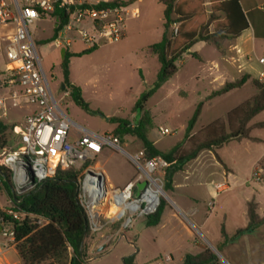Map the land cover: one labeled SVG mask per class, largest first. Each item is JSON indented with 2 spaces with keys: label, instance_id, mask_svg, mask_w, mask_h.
<instances>
[{
  "label": "rangeland",
  "instance_id": "374dc122",
  "mask_svg": "<svg viewBox=\"0 0 264 264\" xmlns=\"http://www.w3.org/2000/svg\"><path fill=\"white\" fill-rule=\"evenodd\" d=\"M204 1L205 7H208V0ZM131 7L137 11L138 17L126 22L125 40L115 44L100 45L89 54L69 58L68 80L72 85L81 89V97L87 105V111L73 102L70 89L67 87L65 91L69 95L62 101L61 108L73 124L98 135L106 133L114 135L116 124L109 122L111 118L126 120L131 127L138 125L140 114L134 106L140 96L151 89L159 73L160 65L149 46L161 39L163 7L158 0H135ZM258 14L256 13L257 16ZM233 45V41L225 42L222 44L221 51L217 52L210 45L196 44L191 51L197 53L198 58L185 54L177 63V73L148 98L145 110L149 112L151 126L146 128L145 132L157 149L167 151L174 145L180 144L181 151L185 152L192 147L191 142L201 138L202 131L207 126L216 122L222 123L226 133L230 131L226 114L256 95V89L252 84L255 79L250 75L251 81L241 89L234 90L227 95L211 97L218 85L228 77L223 76L224 72L221 73V70L227 64L225 59L230 55V48ZM82 47L85 46L76 43L71 49L77 52ZM52 50L54 53L49 61L48 54ZM37 51L48 76L53 96L56 101H59L62 92L59 91L58 86L62 83L63 76L54 58L57 51L54 45L37 46ZM6 62L5 43L0 41V90L3 93L5 90L1 86H3ZM206 71L218 72L213 84L205 79ZM199 103H202V109L191 132L193 138L190 141H183L187 122ZM32 109L31 106L13 107L9 105L6 117L0 119V122L8 128L4 133L8 145L0 149V152L2 150L12 151L18 146L19 140L11 127L14 123H21ZM260 121H264V112L256 116L251 123ZM159 128H167L171 132L170 135L160 136ZM251 129L250 135L260 141L250 144L249 149L243 152L244 155L241 152L232 154L229 150L231 145L225 147L220 153L222 159L230 165L232 161L235 162L234 171L241 179L238 182L244 179L248 181L228 194V196H233L238 204L234 211L228 212L226 204L224 212L219 210L216 204H220V199H223L225 194H222L215 202L206 195L205 190L209 184H202L194 194L197 198L195 206L201 210L199 218L194 220L189 216V221H187L174 208L175 198L165 188V176L161 175L163 186L160 201L165 203L161 224L148 227L147 217L139 218L132 231H129L132 238L129 237V232L125 238L114 237L106 249L88 255L90 259L86 264H124V259H131L130 264H180L181 255L187 253L194 255L204 247L211 246L215 249L217 242L221 241L222 227L228 237H231L238 228L245 227L246 218L244 214L241 215L239 204L245 199L253 183L249 179L248 172L244 176L243 162L252 159L264 149V128H255L253 125ZM75 131L76 128L72 127L71 135ZM120 144L124 152L128 154L142 150V144L136 136H125ZM95 164L104 170L107 183L111 188L123 187L128 180H133L138 172L124 153L110 149L98 155L95 158ZM229 187L234 186L229 184ZM13 191H15L14 188ZM176 193L186 195L188 190L181 189ZM15 195L17 196L16 192ZM10 206L5 193L0 192V209H7ZM212 208L215 209L212 211ZM170 212L175 213L177 218L171 217ZM209 213H211L210 216H208ZM224 213H226L225 220ZM203 221L206 224L205 228H198ZM97 240L93 238V244L98 243ZM217 253L219 264H264V230L253 231L249 238H237L222 252L217 251ZM166 256L169 260H166ZM0 264H20L14 247L4 249L2 245L0 246Z\"/></svg>",
  "mask_w": 264,
  "mask_h": 264
},
{
  "label": "built area",
  "instance_id": "2783aa9c",
  "mask_svg": "<svg viewBox=\"0 0 264 264\" xmlns=\"http://www.w3.org/2000/svg\"><path fill=\"white\" fill-rule=\"evenodd\" d=\"M98 3L10 0L8 4L0 0V27L11 28L5 46L7 62L3 78L9 93L0 97V119L6 117L9 105L33 107L13 129L19 140L18 146L12 151L0 152V168L9 171L17 196L51 179L58 170H78L77 200L86 215L88 234L98 239L97 248L105 246L106 249L114 237L125 238L139 218L155 214L162 194L161 175L165 176L168 164L160 157L147 158L142 150L125 153L118 137L111 133L98 135L76 128L78 137L72 139L71 129L75 126L61 108L69 93L64 90L60 100H55L32 28L42 18L50 17L60 5L69 12L57 34L56 42L60 46L68 48L79 42L91 49L121 41L126 22L136 19L137 11L131 5L121 4L97 8ZM258 9L264 13V4ZM256 63L258 69L254 79L264 88V53L256 58ZM158 133L167 136L171 132L159 128ZM107 149L124 153L138 170L135 178L120 189L111 188L104 171L95 164V158ZM254 179L259 180L258 172ZM143 181L145 187L138 197H134L136 184ZM214 187L217 192L227 190L225 183ZM0 210L19 220L20 215L13 209ZM37 223L42 224L43 220L39 219ZM0 238L3 248L15 246L11 226L3 220H0ZM166 260H169L168 256Z\"/></svg>",
  "mask_w": 264,
  "mask_h": 264
},
{
  "label": "trees",
  "instance_id": "16d2710c",
  "mask_svg": "<svg viewBox=\"0 0 264 264\" xmlns=\"http://www.w3.org/2000/svg\"><path fill=\"white\" fill-rule=\"evenodd\" d=\"M158 1L163 7L162 35L160 41L150 45L149 49L157 58L160 69L151 89L141 95L134 106V109L139 111L140 121L135 127H131L123 119L111 118L109 122L116 124L113 134L120 141L127 135L136 136L147 158L160 157L167 162L165 188L169 189L174 173L185 163L195 159L201 151L213 153L216 161L223 165L216 154L219 149L231 141L243 139L253 141L249 136L252 126L249 127L248 124L256 115L264 111V88L256 80L252 81L256 95L226 114L227 126L230 128L228 133L225 132L222 123L216 122L202 131L201 138L191 142L192 147L189 150L181 151V146L178 144L167 152L158 151L147 139L145 132L146 128L151 126L149 112L145 110L148 98L177 73V63L185 54L198 58L197 53H189L193 46L204 43L219 52L223 43L234 41L248 29L247 19L239 5V0H208V7H205L204 0ZM134 2L135 0H112L99 2L96 7L132 5ZM68 13L60 5L55 7L51 17L54 18L57 26L54 35L43 44L55 41L60 27L68 19ZM96 49L97 47L87 49L74 56L80 57ZM72 56L66 52L60 63L62 83L70 89L73 102L87 111V105L81 97V89L76 86L70 88L69 58ZM249 81L251 76L244 73L236 80L224 83L211 94V97H219L241 89ZM201 109L202 103H199L187 122L183 141H190L193 138L191 132ZM14 127L15 125H12V131ZM255 128H264V122L255 124ZM7 129L0 122V149L8 145L4 134ZM255 173L256 171L253 173V178ZM77 175L78 170L73 168L58 170L54 177L43 181L35 189L16 196L9 171L0 168V192L5 193L11 204L7 209H13L20 215L19 220H14L0 210V220L11 226L14 248L20 264H86L94 237L88 234L86 215L77 200ZM164 205V201L161 200L155 214L147 217L148 227L159 223ZM246 216V227L238 229L231 237L226 235L223 227L221 228V241L215 247L218 252H222L233 240L264 225V213L262 216L257 214V205L253 201L246 205ZM39 219L43 220L42 224L37 223ZM123 262L130 264L131 259H124ZM180 264H219V260L209 248L204 247L198 254H185Z\"/></svg>",
  "mask_w": 264,
  "mask_h": 264
},
{
  "label": "crops",
  "instance_id": "0c3cea01",
  "mask_svg": "<svg viewBox=\"0 0 264 264\" xmlns=\"http://www.w3.org/2000/svg\"><path fill=\"white\" fill-rule=\"evenodd\" d=\"M87 1L89 3H98V2H108V1H112V0H108V1L107 0H105V1L87 0ZM5 2L10 4V0H5ZM262 4H264V0H239V5H240V7L246 16V19H247L248 29L246 31H244L237 39H235L233 41L234 45L231 46V48H230L231 53L225 59V62L227 64L224 65L223 69L221 70L222 71L221 73L224 72L223 76H225V77L228 76V77L225 79V81L220 83L215 90L222 87V85L226 82H232V81L236 80L237 78H239L240 74H242V73L252 75L255 78V72L258 69V65L256 63V58L259 57L262 53H264V13H262L258 9V7ZM256 13H259L258 14L259 16H257ZM56 26H57V24H56L53 17L50 16L47 18H42L41 20L36 22L32 27L33 28V39H34V42L36 44V47L37 46H43V45H47V46L54 45V49H55V51H57V54L55 57L54 56L53 57L55 58V61H57V63L60 66V63L63 60L61 58V55H60L61 49H65V53L67 52L68 54L74 56L78 53H81V52L87 50V48L82 47L76 52V51H73L71 49V47H73L74 44L79 43V42H75L70 47L64 48L63 46H60L58 44V42H56V39H55V41H53L51 43L43 44V42L45 40L50 39L54 35V30H55ZM126 30H127V28L125 25V31H124V35H123L122 40L126 39ZM10 33H11L10 27L9 28L0 27V35L2 36L0 38V41L2 43H5V46L7 44V36ZM56 37H57V35H56ZM81 45L82 44H80V46ZM191 50L192 49L189 50V53H192ZM235 50H237L238 52L236 53ZM53 53H54V50H52L48 54V60L49 61H50V58L53 55ZM65 53H64V55H65ZM217 74H218L217 71H212V72L206 71L205 72V79L206 80L208 79L209 83L213 84ZM3 75H4V73H3ZM1 87L4 88L5 91L3 93L0 90V97L7 96L9 93V89L6 88L4 85ZM59 87H60V85L58 86V88ZM59 91H60V89H59ZM227 94H229V93H227ZM227 94H225V95H227ZM262 112H264V111H262ZM261 113H259L258 115H260ZM258 115H256V116H258ZM256 116L254 118H256ZM251 121L248 124L249 127L253 126L255 124L264 122V121H260V122L251 123ZM14 125H16V123H14ZM73 125L77 129L80 128L81 130H85L76 124H73ZM250 134H251V132H250ZM249 136L251 139H253V141L249 140V139H243L241 141H231L216 152L217 156L219 157V159L221 160L223 165L219 164L216 161L213 153H211L209 151H201L195 159L185 163L179 171L174 173V175L172 176V179H171V186L168 190L171 192V194L175 198L173 200L174 208L177 210V212L180 213V215H182L184 217L185 220L189 221V219H188L189 216L192 217L194 220L195 219L197 220L199 218L198 216L200 215L201 210L199 209V207L195 206V205H197V203H196L197 198L194 196V194L196 192V189L200 188L202 184H204V185L209 184L205 190L206 195L211 200H215V202L220 199L222 194H225L224 198L220 199V204L219 205L216 204V206L218 207L219 210L224 212L225 204L228 205V209L226 208V210L228 212H232L235 210V208H236V206H238V204L236 203V200H234L233 196H228V194L232 191H235L238 187H241L243 184H246L248 181H247V179H244L243 181L238 182V180H241V179L236 176V173L234 171L233 166H234L235 162L232 161V163L230 165L224 159H222V157L220 156V153L225 147H229V145H231V148H229V150H231L232 154H234V153L239 154L241 152L242 155H244L243 152H246V150L249 149V147L251 146L250 144L258 143L260 141L259 139H256V138L252 137L251 135H249ZM76 137H78L77 131H75V133L71 135L72 139H74ZM147 139H148V136H147ZM150 142L155 147L153 141H150ZM232 145H234L235 147ZM170 149H168L167 151H169ZM157 150L160 152H167V151H161L159 149H157ZM96 166L100 167L99 165H96ZM243 166L245 168L244 169L245 170L244 176L248 172L249 173V179L253 183V187L248 189V192L246 193L247 196L239 204V208H241L240 209L241 215L242 214L245 215L246 225H247V216H246V205H247V203L253 201L257 205V214L259 216H262L264 213V149L262 151H260V153L258 155L254 156L252 159L245 160L243 162ZM254 171L259 173V180L258 181H256L253 178ZM131 180L132 179L128 180L123 185V187L127 183H129ZM208 181H209V183H208ZM218 183H225L227 185V190H225L223 192H217L214 186ZM229 184H233L234 187L230 188ZM117 189H120V188H117ZM181 189L188 190V193L186 195L177 194L176 191L181 190ZM217 207H216V209H217ZM214 209L212 208V211ZM170 213H171V217L177 218L175 213H173V212H170ZM210 215H211V213L208 214V216H210ZM223 216H224L223 218L225 220L226 213H224ZM162 217H163V213L161 214L159 223L157 225L161 224ZM204 223H205L204 221H203V223H200L198 228H205L206 224H204ZM245 227H241L238 229H243ZM257 230L263 231L264 225H260L254 231H257ZM130 232L128 235H130L129 237L132 238V236H131L132 234H130ZM250 235H252V232L249 234L242 235L239 238H241V239L249 238ZM219 243H220V241L217 242V245ZM1 245L3 246V240L0 238V246ZM95 250H97V243L91 245V247L89 249V254L91 255V254L97 253L98 251H95ZM200 252H198V253H200ZM198 253H196V254H198ZM183 257H184V255H181V257L179 258V263H181ZM89 259L90 258L87 259V262Z\"/></svg>",
  "mask_w": 264,
  "mask_h": 264
},
{
  "label": "water",
  "instance_id": "95a60500",
  "mask_svg": "<svg viewBox=\"0 0 264 264\" xmlns=\"http://www.w3.org/2000/svg\"><path fill=\"white\" fill-rule=\"evenodd\" d=\"M64 53H65V49H61V51H60V55H61V58L63 59V57H64ZM70 88H74V85H70ZM65 90V85L63 84V83H61L60 84V91L62 92V91H64ZM145 185H146V182L145 181H143V182H138L137 184H136V186H135V192L133 193V196L134 197H138V195H139V192L145 187ZM210 248V250L218 257V253H217V251L213 248V247H209ZM105 249V246H102V247H100V248H97V250H95V251H103Z\"/></svg>",
  "mask_w": 264,
  "mask_h": 264
}]
</instances>
